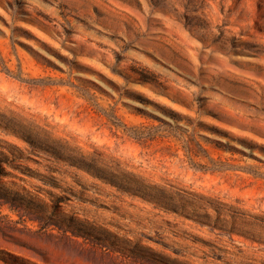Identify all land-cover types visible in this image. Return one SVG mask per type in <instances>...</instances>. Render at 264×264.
Listing matches in <instances>:
<instances>
[{"label": "rangeland", "instance_id": "374dc122", "mask_svg": "<svg viewBox=\"0 0 264 264\" xmlns=\"http://www.w3.org/2000/svg\"><path fill=\"white\" fill-rule=\"evenodd\" d=\"M0 264H264V0H0Z\"/></svg>", "mask_w": 264, "mask_h": 264}]
</instances>
